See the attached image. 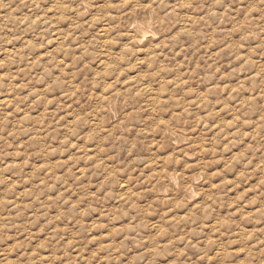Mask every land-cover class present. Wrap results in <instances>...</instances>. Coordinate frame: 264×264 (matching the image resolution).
<instances>
[{"label":"rangeland","instance_id":"374dc122","mask_svg":"<svg viewBox=\"0 0 264 264\" xmlns=\"http://www.w3.org/2000/svg\"><path fill=\"white\" fill-rule=\"evenodd\" d=\"M0 264H264V0H0Z\"/></svg>","mask_w":264,"mask_h":264},{"label":"bare ground","instance_id":"6f19581e","mask_svg":"<svg viewBox=\"0 0 264 264\" xmlns=\"http://www.w3.org/2000/svg\"><path fill=\"white\" fill-rule=\"evenodd\" d=\"M185 6V5H184ZM187 7V6H186ZM191 8V7H190ZM187 10V9H186ZM185 14V13H184ZM188 14V13H187ZM188 20V19H187ZM188 28V27H187ZM106 30V29H105ZM246 33V32H245ZM128 36H130V35H128ZM138 39H141V37L140 38H138ZM154 42V41H153ZM152 44V43H151ZM156 47V46H155ZM156 49V48H155ZM153 53H155V52H153ZM105 59V58H104ZM105 61V60H104ZM111 64V63H110ZM143 65V64H142ZM108 66V65H107ZM112 66V65H111ZM256 66V65H255ZM258 68V67H257ZM107 69V68H106ZM258 72V71H257ZM157 73V72H156ZM154 75V74H153ZM157 75V74H156ZM141 82V81H140ZM137 84V83H136ZM151 85V84H150ZM151 88V87H150ZM144 89H146V88H144ZM149 90V89H148ZM152 91V90H151ZM147 92V91H146ZM154 92V91H153ZM150 94H151V92H150ZM160 96V95H159ZM199 96V95H198ZM150 98V97H149ZM154 98H156V97H154ZM152 99V98H151ZM203 99V98H202ZM155 100V99H154ZM153 100V101H154ZM204 100V99H203ZM147 103H149V102H147ZM155 103V102H154ZM200 103H201V101H200ZM153 106V105H152ZM200 106V105H199ZM200 118V117H199ZM202 120V119H201ZM219 124V123H218ZM218 128V127H217ZM220 128V127H219ZM206 129H208V128H206ZM211 130V129H210ZM224 130V129H223ZM210 132V131H209ZM221 132H223V131H221ZM203 136V135H202ZM206 140V139H205ZM211 140V139H210ZM204 141V140H203ZM192 142V141H191ZM193 142H195V140L193 141ZM203 143V142H202ZM194 144H192V146H193ZM197 145V144H196ZM200 146V145H199ZM213 146V145H212ZM201 147V146H200ZM210 148V147H209ZM185 150V149H184ZM195 150V149H194ZM188 151V150H187ZM196 152V151H195ZM184 153V152H183ZM205 153V152H204ZM200 157V156H199ZM203 158H204V156H203ZM189 161V160H188ZM197 162V161H196ZM204 162V161H203ZM193 164H195V163H193ZM196 164H198V162L196 163ZM203 166V165H202ZM152 168V167H151ZM202 168V167H201ZM154 169V168H153ZM207 169V168H206ZM201 170V169H200ZM205 170V169H204ZM203 170V171H204ZM154 171V170H153ZM206 171V170H205ZM203 173V172H202ZM211 173V172H210ZM204 174V173H203ZM215 175V174H214ZM212 177V176H211ZM191 181V180H190ZM215 184V183H214ZM123 186V185H122ZM128 187V186H127ZM188 188V187H187ZM193 188V187H192ZM212 190V189H211ZM207 204V203H206ZM187 206V205H186ZM189 206V205H188ZM187 206V207H188ZM196 207V206H195ZM181 208V207H180ZM186 209V208H185ZM185 209H183V210H185ZM208 209V208H207Z\"/></svg>","mask_w":264,"mask_h":264}]
</instances>
